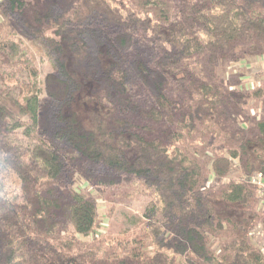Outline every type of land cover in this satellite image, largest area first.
I'll return each mask as SVG.
<instances>
[{"label": "trees", "instance_id": "trees-1", "mask_svg": "<svg viewBox=\"0 0 264 264\" xmlns=\"http://www.w3.org/2000/svg\"><path fill=\"white\" fill-rule=\"evenodd\" d=\"M17 27L49 52L57 76L47 137L38 72ZM263 53L264 0H0V264H264V248L252 240L264 231V197L251 184L264 177V118L250 135L240 109L262 90L245 96L219 81L196 82L188 64L204 54L237 63ZM140 93L150 106L137 100ZM75 102L84 118L65 112ZM175 117L173 142L183 148L171 152L172 136H151L136 123ZM185 132L223 148V155L213 151L217 179L235 153L240 181L207 192L202 151ZM83 161L154 189L144 213L152 252L121 242L96 246L95 200L71 190L62 203L54 194L67 168L89 185L106 179Z\"/></svg>", "mask_w": 264, "mask_h": 264}, {"label": "rangeland", "instance_id": "rangeland-1", "mask_svg": "<svg viewBox=\"0 0 264 264\" xmlns=\"http://www.w3.org/2000/svg\"><path fill=\"white\" fill-rule=\"evenodd\" d=\"M31 0H27L30 2ZM15 38L20 40L24 48L28 49L29 61L31 66L38 72L37 89L39 90V123L45 136L47 137L49 129H51L52 115L55 111V104L49 97L55 89V81L57 76L52 68V58L49 52L41 47V45L29 37L17 27ZM139 47V46H138ZM150 49H146L149 51ZM133 51V52H132ZM133 53H137V47L133 46ZM157 53V51H156ZM151 54L148 52L144 60L148 59L151 63ZM158 55V54H157ZM148 57V58H147ZM150 57V59H149ZM153 58V57H152ZM154 59V58H153ZM208 54H204L198 58L192 59L188 64L191 71L194 73V80L196 82L207 83L213 80L214 82H222L223 87L233 93H240L242 95H251L256 90H262L263 96L260 99H253L245 105H241L240 109L245 113L244 117L249 120H242L248 126V133L254 134V124L264 118V53L261 56H246L242 61L234 63L230 59L226 61L210 60ZM212 62V63H210ZM52 77L51 79H49ZM18 80V79H17ZM19 81L27 83L25 76L19 77ZM53 82V84H52ZM177 102L185 105V98L178 92L173 93ZM138 101H141L143 107L151 105L150 98L145 93L136 95ZM69 112H78L84 118L85 107L79 106L76 102L68 109ZM177 116V115H176ZM132 120V119H131ZM135 121V120H132ZM178 117L172 119L171 122H166L162 125L151 124L146 125L143 122L136 123L140 126H145L151 136H158L161 139L166 138V135L172 136L170 138V152L175 148H183V143L173 142L178 130ZM149 126V127H146ZM246 126V127H247ZM185 138L189 140V136L185 132ZM190 139L193 146L201 149L202 155L197 156L201 161L203 173L207 177V192L211 191L217 195L220 189H225L230 182L240 181L239 162L234 158L235 153H229L231 158L229 161V172L223 179H217L212 173L211 163L214 159V153L223 152V148L218 145H209L214 141L210 139L202 140L197 132H195ZM165 141V140H164ZM214 151V153H213ZM84 168L93 172L95 175L105 177L102 182H96L95 185L83 183L77 175L70 176V170L67 168L62 175V178L53 187L54 194L61 198L62 203L70 201V191H78L87 193L96 202L97 207V229L98 239L94 242L96 246L102 243L106 246L115 245L119 242L123 243L128 250L152 252L150 240L145 238L144 229L149 220L144 217L146 208L155 202L154 189L142 179H137L132 176H120L116 178V174L104 167L102 163H88L83 161ZM264 202V201H263ZM264 206V204H263ZM66 224V222H65ZM66 226V225H65ZM68 226V225H67ZM70 227H68L69 230ZM253 243L259 248H264V231L259 228L253 232ZM87 243L91 242V238L86 239Z\"/></svg>", "mask_w": 264, "mask_h": 264}, {"label": "built area", "instance_id": "built-area-1", "mask_svg": "<svg viewBox=\"0 0 264 264\" xmlns=\"http://www.w3.org/2000/svg\"><path fill=\"white\" fill-rule=\"evenodd\" d=\"M251 184L261 190L264 197V177L261 175L255 176L251 180Z\"/></svg>", "mask_w": 264, "mask_h": 264}]
</instances>
